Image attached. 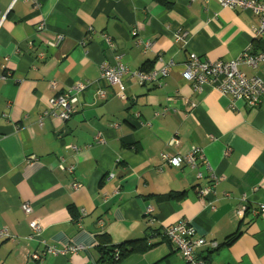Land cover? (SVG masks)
I'll return each mask as SVG.
<instances>
[{
  "label": "crops",
  "instance_id": "0c3cea01",
  "mask_svg": "<svg viewBox=\"0 0 264 264\" xmlns=\"http://www.w3.org/2000/svg\"><path fill=\"white\" fill-rule=\"evenodd\" d=\"M37 1L0 0V227L13 237H0V264H97V235L119 244L150 233L152 245L120 264H187L163 234L180 220L206 241L198 258L264 264V211L253 215L264 202V99L255 108L213 84L197 92L183 75L191 52L220 60L264 49L258 16L218 0ZM119 54L130 70L172 67L156 82L124 76L122 97L101 77ZM239 69L264 75V64ZM80 80L87 86L62 120L50 98ZM194 146L203 152L195 166L161 156ZM33 218L42 232L31 239ZM49 246L63 252L36 259Z\"/></svg>",
  "mask_w": 264,
  "mask_h": 264
},
{
  "label": "built area",
  "instance_id": "2783aa9c",
  "mask_svg": "<svg viewBox=\"0 0 264 264\" xmlns=\"http://www.w3.org/2000/svg\"><path fill=\"white\" fill-rule=\"evenodd\" d=\"M37 5V0H32ZM223 7L228 8H240L249 9L259 18V23L254 26L255 38H261L264 36V0H218ZM6 15L0 16V28ZM44 28V23H41L38 27L39 30ZM136 33V31L134 32ZM178 38H182L183 34H178ZM63 40V35H57L54 39L48 42V45L56 47ZM145 46L151 45L149 40H146ZM119 58L116 61L103 64L101 69V77L107 84L119 85L122 89L120 95L124 97L123 90V78L124 76L136 75L140 83L156 82L166 78L169 75L172 67L171 62L167 64L151 69L149 71L130 70L127 64L121 62ZM44 53L40 54L43 57ZM245 63L252 68H258L261 64H264V49L254 52L253 48L249 46L239 58L236 59H220L209 60L202 59L194 52L189 54L187 61L184 64L183 75L186 80L193 84V88L197 92H201L206 84H213L222 93L231 95L234 99L242 100L251 107H258L264 99V75H251L248 76L239 69V64ZM264 71V69H263ZM87 86L85 81H77L74 85L65 92H57L50 98L51 112L58 116L62 120H68L73 113V105L79 102L80 96ZM58 81L51 79L48 82V88L57 91ZM99 94L103 97L106 96L104 90H99ZM166 112V108H165ZM164 114V112L162 113ZM41 118L40 123L42 124ZM179 136L175 135L170 141V145H178ZM71 147V145L67 146ZM161 156L165 162L169 164L181 166L184 163L195 166L197 161L203 158V152L201 148L194 146L188 153L184 155H170L162 152ZM60 167L63 170H67L70 173L74 172V165L66 166L61 162ZM217 181V178H215ZM75 185L79 183L75 182ZM211 191V187L208 186L203 189V194H208ZM22 209L27 216L33 213V207L30 202H24ZM152 210V208H150ZM245 210H239V213L243 214ZM264 211V202L259 205L257 210H253V215L256 216ZM32 233L30 238L39 236L42 232V224L38 219L29 220ZM194 228L186 220H180L176 223L167 225L163 229V234L176 245L181 255L185 258L187 264H213L210 261L198 258L196 256L195 248L205 244L203 238H193ZM1 238H13L7 229L0 227ZM152 242V238H149V243ZM70 251H76L78 246H71L68 248ZM63 252L56 248L49 246L46 251L41 254H35L36 259H42L46 253H59Z\"/></svg>",
  "mask_w": 264,
  "mask_h": 264
},
{
  "label": "trees",
  "instance_id": "16d2710c",
  "mask_svg": "<svg viewBox=\"0 0 264 264\" xmlns=\"http://www.w3.org/2000/svg\"><path fill=\"white\" fill-rule=\"evenodd\" d=\"M257 51H254V52H257ZM173 194H168L162 197L164 198L171 197L173 196ZM150 235L144 240H138V241L128 240V241H125L119 244L112 243L108 239H107L108 241L106 240L104 241L105 234L97 235L99 239L98 251L100 254L97 260V264H120V262H122L125 258H127L132 253L136 251H142V250L148 249L152 245V242L148 243V239L151 237ZM230 240L231 239H229L228 242ZM206 261H209V260H206Z\"/></svg>",
  "mask_w": 264,
  "mask_h": 264
}]
</instances>
